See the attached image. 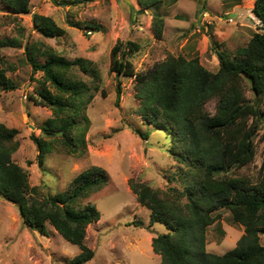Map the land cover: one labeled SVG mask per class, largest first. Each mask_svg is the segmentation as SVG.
<instances>
[{"label":"trees","instance_id":"1","mask_svg":"<svg viewBox=\"0 0 264 264\" xmlns=\"http://www.w3.org/2000/svg\"><path fill=\"white\" fill-rule=\"evenodd\" d=\"M90 1L55 0L68 6ZM3 2L15 14L30 11V0ZM137 2V12H142L158 10V3L165 0ZM251 10L264 25V0H253ZM164 21L160 12L153 13L157 39L163 36ZM32 23L44 37L65 33L49 15L34 12ZM69 24L83 28L77 21L69 20ZM86 28L99 30L94 22L86 23ZM17 42L0 39V51ZM139 48L135 41L119 40L111 51L110 70L117 76L134 78L138 113L171 134L169 151L176 165L169 182L175 184L160 189L130 180L138 202L150 210V225L159 222L167 228L152 239L153 250L160 255L158 264H264V153L258 173H236L255 160L258 134L262 133L264 139V32H255L229 61L218 54L217 71L206 68L198 56L187 58L182 53L136 71L132 57ZM25 52L33 70L43 73L41 86L30 97L52 109V117L42 126L43 136L31 135L38 147V163L43 166L55 146L74 154L86 151V134L91 126L86 109L93 94L88 83L72 78L68 72L73 66L88 71L92 61L82 57L70 60L49 46L43 50L29 42ZM38 56H44V60ZM0 62H4L1 54ZM7 72L0 67V88L9 90L14 85ZM94 74L98 76L96 71ZM120 85L119 81L117 99ZM247 87L252 92L249 99ZM211 100H216L214 114L206 110ZM136 131L142 138H149L147 131ZM18 133L17 128L0 122V194L16 204L24 222L42 235L48 234L50 225L80 247L81 252L68 264L89 262L94 250L86 243L87 227L98 221L101 213L94 202L85 200L108 183L106 171L94 165L77 175L66 190L44 192L30 183L27 170L13 158L20 146ZM226 210L244 232L234 248L218 254L207 249V230Z\"/></svg>","mask_w":264,"mask_h":264},{"label":"rangeland","instance_id":"2","mask_svg":"<svg viewBox=\"0 0 264 264\" xmlns=\"http://www.w3.org/2000/svg\"><path fill=\"white\" fill-rule=\"evenodd\" d=\"M252 3L165 0L158 3V10L137 12V0H92L73 6L55 0H30L29 12L15 14L0 0V39L18 41L0 51L4 59L0 67L8 70L14 85L9 90L0 88V122L19 131L20 146L14 160L27 170L30 183L44 192L66 190L77 175L94 165L108 176V183L85 200L94 202L101 213L100 219L87 227L86 243L94 250V257L85 264H158L160 255L154 252L152 239L167 228L159 222L150 225V210L138 202L130 180L160 189L175 184L169 182L176 165L169 151L171 134L138 113L140 102L134 78L117 76L110 70L113 46L119 40L139 44L132 57L136 71H145L169 55L181 53L187 58L198 56L206 68L217 71L218 54L229 61L255 32H264L251 10ZM157 11L165 19L161 39L155 37L152 27ZM34 12L52 16L65 33L44 37L32 23ZM69 20L79 22L83 28L70 25ZM88 22L97 24L99 30H88ZM26 42L43 50L49 46L70 60L82 57L92 61L88 71L73 66L68 72L72 78L88 83L93 94L86 109L91 119L87 150L74 154L55 146L43 166L38 163V147L31 135L43 136L42 126L52 117V109L36 104L30 97L41 86L43 73L34 71L27 61ZM38 57L44 60V56ZM119 81L121 95L117 99ZM49 87L55 92L51 84ZM246 97H252L248 87ZM206 110L214 114L216 100H211ZM136 130L147 131L149 138H142ZM261 135L256 139L255 160L237 174L258 173L264 153ZM243 232L244 227L226 210L218 222L208 227L207 249L225 253L236 246ZM261 241L264 244V234ZM80 252L78 245L68 242L52 226H48L47 235H42L27 225L19 207L0 194V264H68Z\"/></svg>","mask_w":264,"mask_h":264},{"label":"water","instance_id":"3","mask_svg":"<svg viewBox=\"0 0 264 264\" xmlns=\"http://www.w3.org/2000/svg\"><path fill=\"white\" fill-rule=\"evenodd\" d=\"M231 15L234 16L235 13H232ZM261 29L264 31V25H262Z\"/></svg>","mask_w":264,"mask_h":264}]
</instances>
